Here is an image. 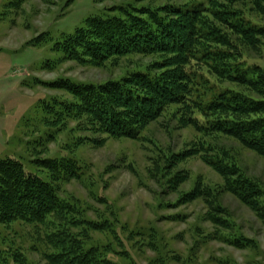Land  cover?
<instances>
[{
	"label": "rangeland",
	"instance_id": "1",
	"mask_svg": "<svg viewBox=\"0 0 264 264\" xmlns=\"http://www.w3.org/2000/svg\"><path fill=\"white\" fill-rule=\"evenodd\" d=\"M183 4L182 0H0V159L17 161L25 173L56 185L59 196L76 205L85 218L109 222L107 231L89 232L86 245H108L107 259L114 264H264V224L223 192L221 177L193 150L210 149L209 156H220L242 178L252 180L264 207L262 157L230 137L196 133L181 124L175 109L147 124L137 140L95 132L82 117L56 115L63 104L76 100L65 88L50 84L69 80L102 85L133 72L144 73L161 59L131 54L100 63L77 62L54 49L62 35L81 28L87 17H119V8L163 12ZM241 6L248 20L264 28L262 6L254 8L247 1ZM239 41L246 63L264 69V40L252 46ZM43 160H63L74 167L53 181L51 172L41 166ZM171 179L181 183L171 187ZM194 187L210 196L192 202L180 199ZM214 200L220 207L215 216L227 221L225 227L207 220ZM48 232L46 225L31 223L0 227V264H18L15 257H21L22 264H46Z\"/></svg>",
	"mask_w": 264,
	"mask_h": 264
},
{
	"label": "trees",
	"instance_id": "2",
	"mask_svg": "<svg viewBox=\"0 0 264 264\" xmlns=\"http://www.w3.org/2000/svg\"><path fill=\"white\" fill-rule=\"evenodd\" d=\"M182 1L185 4L163 12L128 7L118 9L119 17H87L81 28L62 35L54 49L65 59L100 63L131 54L154 55L161 58L154 68L165 71L148 68L102 85L69 80L52 83L50 86L65 88L76 100L63 104L56 115L82 117L95 132L137 140L147 124L175 109L181 124L196 133L230 137L264 159V69L246 63L238 42L252 46L256 40H264V28L248 20L241 8L246 1L254 8H264V0ZM201 148L193 151L221 177L223 192L248 207L264 224L262 194L255 183L242 178L220 156H209L210 149ZM204 149L206 154H201ZM41 166L51 172L53 181L74 167L63 160H43ZM171 180L169 186L181 183L184 177L181 182ZM208 196L194 187L180 199L192 202ZM214 206L207 220L215 227L227 226L226 220L215 216L220 211L215 200ZM16 222L48 227L46 264H114L107 259L108 245H86L89 232L107 231L109 222L85 218L76 205L59 196L56 185L25 173L17 161L0 159V227ZM14 261L22 264L21 257Z\"/></svg>",
	"mask_w": 264,
	"mask_h": 264
}]
</instances>
